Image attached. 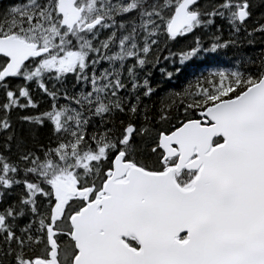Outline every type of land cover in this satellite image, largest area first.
Returning <instances> with one entry per match:
<instances>
[{
    "label": "snow or ice",
    "instance_id": "6c2138e0",
    "mask_svg": "<svg viewBox=\"0 0 264 264\" xmlns=\"http://www.w3.org/2000/svg\"><path fill=\"white\" fill-rule=\"evenodd\" d=\"M200 29L207 47L165 54ZM257 37L255 54L147 102L161 57ZM33 86L52 103L18 118L50 136L29 147L12 113L37 109ZM0 133V264H264V0H14Z\"/></svg>",
    "mask_w": 264,
    "mask_h": 264
},
{
    "label": "trees",
    "instance_id": "16d2710c",
    "mask_svg": "<svg viewBox=\"0 0 264 264\" xmlns=\"http://www.w3.org/2000/svg\"><path fill=\"white\" fill-rule=\"evenodd\" d=\"M6 0H0V9H3ZM216 23H222L219 19L216 20ZM207 30L200 29L199 31L194 30L192 34H186L183 36H178L173 41H169L167 46L164 47L162 44L161 47L164 48L165 54L168 51L173 53H178L181 50L186 49L190 46L195 36H201V40L204 43V46H208V41L210 38L209 35H205ZM224 38H228L229 29L227 24L223 25ZM241 39L244 38L243 30L240 33ZM262 47L260 38L257 37V42L255 45H248L247 43H241L237 41V46H229L224 49H218L215 53L202 54L201 56L190 58L187 61H184L181 64L179 57L176 56L174 59L164 61L161 57V62L156 67H149L145 69V72H150V80L156 86H158V91L155 96L152 97V100L147 101L148 103H159L160 97L169 90L179 91L182 90L189 83L195 84L196 80L202 76H207L210 70L217 68H229L234 66L235 61L241 57V55L255 54V52ZM130 62V61H129ZM101 67L105 66L103 63ZM166 68L167 71L173 72L172 77L163 76L160 69ZM180 68L179 72H176L175 69ZM47 79V78H46ZM69 80L74 78L70 75L68 76ZM51 87V83L49 84ZM59 87V85H57ZM33 97L38 100L37 109H32L31 107L25 109H17L12 113L13 119V128L15 130L16 136L26 145L31 147L34 142L47 143L50 136V122L45 121L43 125H37L35 123H28L25 121L19 120V116L35 114L38 111L46 110L52 100L50 97L40 93L38 89L33 86ZM23 102V100H22ZM58 103H64L62 96H58ZM3 137V133H0V138ZM15 143V141H14Z\"/></svg>",
    "mask_w": 264,
    "mask_h": 264
},
{
    "label": "rangeland",
    "instance_id": "374dc122",
    "mask_svg": "<svg viewBox=\"0 0 264 264\" xmlns=\"http://www.w3.org/2000/svg\"><path fill=\"white\" fill-rule=\"evenodd\" d=\"M12 2H14V0H6L4 4H9V3H12ZM184 35H186V34H184Z\"/></svg>",
    "mask_w": 264,
    "mask_h": 264
}]
</instances>
